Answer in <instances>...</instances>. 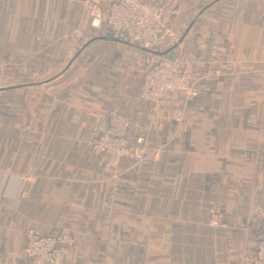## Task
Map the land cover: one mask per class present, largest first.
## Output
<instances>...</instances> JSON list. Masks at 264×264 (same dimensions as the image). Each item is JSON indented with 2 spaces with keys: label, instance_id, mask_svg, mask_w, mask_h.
<instances>
[{
  "label": "crops",
  "instance_id": "0c3cea01",
  "mask_svg": "<svg viewBox=\"0 0 264 264\" xmlns=\"http://www.w3.org/2000/svg\"><path fill=\"white\" fill-rule=\"evenodd\" d=\"M165 1L156 54L191 64L196 97L154 108L139 80L152 55L93 29L84 0H0V264H31L29 229L71 236L63 264H251L264 232V0ZM112 110L147 154L123 157L115 177L91 147ZM214 206L227 226L210 223Z\"/></svg>",
  "mask_w": 264,
  "mask_h": 264
},
{
  "label": "built area",
  "instance_id": "2783aa9c",
  "mask_svg": "<svg viewBox=\"0 0 264 264\" xmlns=\"http://www.w3.org/2000/svg\"><path fill=\"white\" fill-rule=\"evenodd\" d=\"M83 5L91 17L92 27L103 28L108 37L125 39L139 51L152 55L143 75L142 101L156 108L196 97L190 77L191 64L181 57L156 54L168 35L171 12L167 4L144 0H84ZM130 124L129 117L112 110L107 123L103 127H95L92 132V153L106 158L105 168L113 177L123 157L137 161L146 159L143 139H130L128 136ZM151 157L156 159L158 153H151ZM220 210L219 206L210 209V223L227 226L229 219ZM261 217L264 222V209ZM72 243L68 234L44 236L30 229L26 233L23 255L31 264H63V251ZM249 262L264 264V232L249 255Z\"/></svg>",
  "mask_w": 264,
  "mask_h": 264
},
{
  "label": "rangeland",
  "instance_id": "374dc122",
  "mask_svg": "<svg viewBox=\"0 0 264 264\" xmlns=\"http://www.w3.org/2000/svg\"><path fill=\"white\" fill-rule=\"evenodd\" d=\"M144 1H150V0H144ZM155 1V0H154ZM161 2V3H166V1L165 0H156L155 2ZM168 3V2H167ZM166 3V4H167ZM168 5V4H167ZM81 7L83 8L82 10L84 11V9H85V7H83L82 5H81ZM168 7H169V9H170V12H171V14H172V10H171V7L168 5ZM86 10V9H85ZM70 14H73L72 12H70ZM76 14L77 15H82V14H84L82 11H81V9H77V11H76ZM93 29H98V28H94V27H92ZM103 29V28H102ZM106 35V31H104V29H103V37ZM139 55L140 56H142V57H146V54H144L142 51H139ZM144 71H145V69H143V70H141L140 71V75H139V80L142 82V78H143V75H144ZM30 230V229H29ZM34 230V229H33Z\"/></svg>",
  "mask_w": 264,
  "mask_h": 264
}]
</instances>
